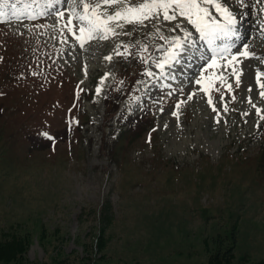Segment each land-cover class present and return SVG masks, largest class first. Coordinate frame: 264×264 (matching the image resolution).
I'll list each match as a JSON object with an SVG mask.
<instances>
[{"label": "rangeland", "instance_id": "obj_1", "mask_svg": "<svg viewBox=\"0 0 264 264\" xmlns=\"http://www.w3.org/2000/svg\"><path fill=\"white\" fill-rule=\"evenodd\" d=\"M49 1L58 0H7L0 8L5 16L0 15V103L17 94L28 103L10 121L5 118L18 106L4 104L0 117V226L15 224L31 235L27 259L50 261L62 255L72 264H82L87 256L96 261L92 264H209L218 248L233 245V264L264 260V148L259 150L264 120L247 103L251 97L264 114L256 82V72H264L260 27L249 43L255 58L238 57L239 64H233L242 72L239 86L231 67L205 71L206 65L173 84L163 73L166 68L156 63L167 58V41L185 39L183 31H170L176 22L126 26L117 29L119 35L80 47L63 28L71 0H61L64 5L51 14H41ZM227 2L236 12L253 11L258 26L264 21L258 8L241 6L240 0ZM255 3L245 0L246 5ZM58 11L65 13L63 19ZM37 17L45 20L35 22ZM182 27L194 40L195 29L186 23ZM163 35L166 39L160 38ZM129 42L153 45L154 51L144 62L147 70L136 92L121 101L119 116L106 127V93L126 87L132 73L128 70L133 59L123 61V55H117H126L124 45ZM196 47L205 49L198 42ZM9 58L24 67L16 78H11L16 66L7 64ZM184 63L182 73L193 68L194 61ZM201 72L205 78L196 85ZM221 72L232 90L217 80L214 88L220 91L210 88L204 93L209 78ZM119 73L124 77L118 86ZM209 95L212 105L207 103ZM145 109L153 113L145 118L146 127L129 142L120 162L114 160L105 144L110 147L126 128L121 123ZM72 121L81 126L83 138L75 139L77 144ZM33 132H47L55 141L48 144L42 136L36 141L42 148L31 149L27 134ZM108 213L112 221L107 222ZM98 239L105 240L103 250L96 246Z\"/></svg>", "mask_w": 264, "mask_h": 264}, {"label": "snow or ice", "instance_id": "obj_2", "mask_svg": "<svg viewBox=\"0 0 264 264\" xmlns=\"http://www.w3.org/2000/svg\"><path fill=\"white\" fill-rule=\"evenodd\" d=\"M241 6L256 7L258 13H264V7H259L264 4V0H256L254 5H246L245 0H240ZM73 7L70 9V14L64 23L63 28L75 37L79 42L80 47L84 46V43L93 39L99 38L101 40H107L110 37L119 35L117 29H124L126 26L135 27H147L146 22L163 25L165 23L176 22L174 27L170 28V31L175 32L177 30L184 32V40H181L179 36L172 37L170 41V48L167 53V58L163 62H157L156 67L164 69L165 65L171 62H178V54L186 50H190L196 47V42L191 39L192 33L182 27V24L191 25L196 33L199 34V40L204 41L208 50L211 53L209 60L206 62L207 69L232 68L231 74L235 77V83L237 86L240 84V76L242 72L236 67H233L234 62L239 64L238 57L255 58V53L249 50V45L244 43L242 49H237L236 53H231L230 49L233 47L229 41L233 38H239L236 29L237 18L231 10L227 0H71ZM7 4V0H0V7ZM80 8V11H77ZM46 14V13H41ZM2 15V13H0ZM56 15L63 19L65 13L58 11ZM258 15V19H259ZM74 20H78L79 24H74ZM262 31H264V21L259 25ZM160 29L157 28V32ZM78 33V34H77ZM125 35L130 33L125 32ZM161 39H166L161 36ZM130 54V53H129ZM117 55H123V53H117ZM111 59V57H106ZM200 59H203L201 56ZM218 61L221 63L218 65ZM145 63L148 61L145 60ZM148 76H152L153 73L148 70ZM261 76H264V72H256V82L261 89L259 96L264 99V83L261 82ZM205 78L204 72H201L200 78L195 80L196 85H201ZM219 81L220 84L228 91L232 90V85L227 83V78L224 72L214 74L209 78V87H204L202 91L209 93L210 88H214L213 81ZM103 84V78L101 80ZM219 92V88H214ZM101 87L96 88V92L99 93ZM248 91L251 92L252 88L249 87ZM195 93L189 94L188 99L191 100ZM235 99V96L232 97ZM223 99V96L220 97ZM181 101L180 103H183ZM209 105H212V99L209 95L207 100ZM247 103H249L254 109L257 115H260L261 120H264V114H261L262 110L258 107L251 97H248ZM180 104L176 105L177 109ZM224 110L227 111V105H224ZM213 111H216L213 106ZM245 112L243 115H248ZM173 115H177L173 112ZM219 123V120L217 121ZM45 138L51 140L52 137L47 133H41Z\"/></svg>", "mask_w": 264, "mask_h": 264}, {"label": "trees", "instance_id": "obj_3", "mask_svg": "<svg viewBox=\"0 0 264 264\" xmlns=\"http://www.w3.org/2000/svg\"><path fill=\"white\" fill-rule=\"evenodd\" d=\"M117 105H115V110ZM118 152V149L115 151ZM107 222L112 221V215L106 216ZM103 229V228H102ZM31 235L23 232L19 226L9 224L0 226V264H72L65 260L62 255L55 256L52 260H28L25 252L29 247ZM96 246L101 250L105 248V240H97ZM234 246L226 247L225 250L218 248L210 257L209 264H233ZM93 248L91 247V250ZM82 264H92L90 256L81 259ZM158 264V263H154ZM252 264H264V260L255 261Z\"/></svg>", "mask_w": 264, "mask_h": 264}, {"label": "bare ground", "instance_id": "obj_4", "mask_svg": "<svg viewBox=\"0 0 264 264\" xmlns=\"http://www.w3.org/2000/svg\"><path fill=\"white\" fill-rule=\"evenodd\" d=\"M50 2V1H49ZM15 4V3H14ZM26 4V3H25ZM38 4V3H37ZM8 5V4H7ZM31 5V4H30ZM29 5V6H30ZM35 5V4H34ZM27 6V5H26ZM31 7V6H30ZM1 8V7H0ZM4 8V7H3ZM24 8V7H23ZM20 9H21V7H20ZM236 9V8H235ZM251 10V9H250ZM57 11V10H56ZM9 12V11H8ZM253 12V11H252ZM251 12V13H252ZM15 15H17V14H15ZM254 16V15H253ZM246 21H252V22H250V23H248V25H250V28H249V30H252V25L254 26V27H257L256 25H254V24H252L253 23V19H252V17L249 15V16H247L246 17ZM193 30H194V28H193ZM261 34V33H260ZM196 36V35H195ZM247 37H251V35H249V36H247ZM245 41H247V39H245V40H243V42H245ZM253 41V40H252Z\"/></svg>", "mask_w": 264, "mask_h": 264}]
</instances>
